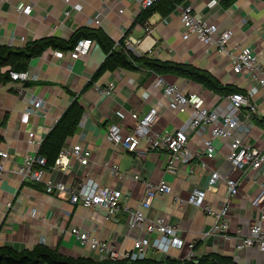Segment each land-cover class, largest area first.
Instances as JSON below:
<instances>
[{"label": "crops", "instance_id": "crops-1", "mask_svg": "<svg viewBox=\"0 0 264 264\" xmlns=\"http://www.w3.org/2000/svg\"><path fill=\"white\" fill-rule=\"evenodd\" d=\"M222 1L188 0L184 4L193 5L203 18L232 29L234 41L252 48L260 56L264 67V2L236 0L226 6ZM31 3L35 8L31 17L18 13V8ZM73 6H79L80 10L72 11L71 16L67 17L65 12ZM118 10H124V13L119 15ZM140 12L138 0H0V46L22 49L27 44L47 37L69 41L80 29H101L119 48L124 29H132ZM101 13L104 14V20L97 26L93 20ZM148 25L152 29L150 37L140 25H136L129 34L138 42L134 47L140 55L206 70L223 84L242 90L250 101L258 105L254 127L250 129L246 142L264 152V88L248 74L234 75L228 61L219 56L214 48L203 46L194 39L184 42L178 9L168 17L158 14L152 16ZM106 58L96 43L88 57L78 60H72L68 52L48 49L32 59L24 70L28 73L29 83L22 85L11 79L0 83V149L11 155L10 161L5 163L6 172L0 175V246L8 245L21 251L45 245L69 257L98 259L69 234L71 228H79L97 239L115 242L118 248L131 250L133 241L128 238L126 223L129 211L138 208L143 200L145 186L113 179L107 169L110 165H117L120 172H139L153 184L165 181L172 187L174 195L182 200H187L194 188L206 185L208 171L200 167V163L205 160L202 156L203 138L192 141L191 146L197 153L192 164L174 172L166 168L167 153L164 151L143 149L140 153H132L112 145L108 139V127L111 124L131 127L135 122L134 116H141L152 107L160 109L161 118L155 131L161 134L171 132L187 116H176L168 110L162 91L153 88L156 74L149 70L115 68L105 70L96 77ZM162 76L185 93L195 95L194 105L198 107L212 109L224 103L223 96L187 78ZM109 83H115V92L112 97L102 99L98 89ZM24 86L29 91L28 95L33 93L45 100L44 109L34 116L26 115V95L19 93ZM75 98L88 112L89 123L85 129L78 128L74 136L67 139L66 145L83 143L92 151V161L88 169L76 166L75 172L69 175L48 169L45 181L60 180L74 184L90 174L103 185L121 188L128 199L110 222L105 221L102 211L73 206L67 197L51 198L46 195L45 184L23 181L12 172L15 165H20L26 155L35 151L27 143L28 132L34 130L47 135ZM23 120L28 124H24ZM82 135L85 136L84 140L81 139ZM228 153V147L218 143L217 157L206 160L209 168L227 173ZM191 166L195 168L193 175L189 173ZM233 177L241 182L240 194L233 199L230 209L229 234L235 236L239 230H244L246 234L249 227L264 216V203L260 208H254L251 204V199L264 191V179L260 172L254 171L243 174L237 172ZM227 197L226 186L222 183L216 192L208 194L207 203L217 210ZM8 203L12 204L10 209L7 208ZM32 209L38 210L37 219L30 217ZM149 217H160L176 224L184 240L194 244L195 258L219 255L234 258L236 264H264V254L257 250L238 252L234 243H228L220 236L208 235L214 224L213 217L189 205L178 208L172 195L157 198ZM187 254L186 247L181 251H172L165 258L185 260Z\"/></svg>", "mask_w": 264, "mask_h": 264}, {"label": "built area", "instance_id": "built-area-1", "mask_svg": "<svg viewBox=\"0 0 264 264\" xmlns=\"http://www.w3.org/2000/svg\"><path fill=\"white\" fill-rule=\"evenodd\" d=\"M158 1L160 0H138V3L142 11L152 7ZM177 9L180 12L181 37L184 42L194 39L203 46L214 48L219 56L228 61L234 75L248 74L261 88H264V67L260 56L252 48L236 43L232 29L223 28L203 18L193 5L184 4ZM79 10V6H73L71 10L65 12V15L70 17L72 11L78 12ZM17 11L31 17L35 11L34 4H26L24 7L18 8ZM123 13L124 10H118L119 15ZM103 20L104 14L101 13L93 20V23L98 26ZM130 28L123 31V36L126 37L125 46L128 51L140 57L141 55L134 47L138 42L129 35L125 36ZM144 29L150 37L152 29L148 23ZM93 47V40L80 39L68 54L72 60L83 59L90 55ZM9 75L13 82H19L22 85L30 82L28 73L24 71H10ZM153 88L162 91L167 108L171 113L176 116H187V119L174 127L171 132L161 134L155 131L161 118L160 109L155 106L141 116H134L135 122L131 127L117 123L111 124L108 127L109 141L114 147L125 152L140 153L143 149L164 151L167 153L166 168L169 172H174L180 167H189L192 164L197 157L196 151L191 146L192 141L195 138H203L202 156L205 160L200 163V167L202 170L208 171L206 185L194 188L188 199L182 200L174 195L172 187L165 181L153 184L146 181L139 172H120L117 165L107 166L113 179L120 182L131 181L134 184L145 186L143 200L138 208L129 211L130 216L126 223L129 232L128 238L133 241L131 250L118 248L115 242L97 239L89 232L79 228H71L69 234L98 260H143L147 258L149 251L170 255L172 251H181L186 247L188 254L185 258L187 260L194 259V244H188L184 240L182 232L176 224L160 217L156 219L149 217L153 202L157 198L163 195H172L174 204L178 208L189 205L213 217L214 224L208 235L220 236L226 242L234 243V248L238 252L255 249L264 254V216L251 225L246 234L244 230H239L235 236L229 234L231 204L233 199L240 194L241 186L240 180L233 177L234 173L260 172L264 179V152L246 142L250 129L254 127L258 105L242 93H233L223 96L224 103L218 104L215 108L198 107L194 105L195 95L185 93L177 85L168 83L163 76L157 74ZM115 89V83H109L106 87L98 89L99 95L102 99L110 98ZM28 92L24 86L21 87L19 93L26 95L25 99L28 102L26 115L30 117L44 109L45 100L33 93L28 95ZM23 123L28 124L26 120H23ZM88 123L89 114L84 111L78 128L85 129ZM27 136L28 145L32 146L35 151L26 155L20 165H15L12 169L13 173L18 174L23 181L29 180L33 183L45 184L46 195L51 198L67 197L73 206L102 211L106 222L116 218L124 201L128 199L121 188L103 185L93 179L90 174L74 184L60 180L45 181L48 170L47 160L39 155V151L46 135L38 134L33 130L28 132ZM84 138L85 136L82 135L81 139L84 140ZM218 143L225 144L229 150L227 173H222L221 170H211L206 162V160H214L217 157ZM10 158L11 155L6 150L0 149V175L6 172L5 163L10 161ZM91 161L92 151L86 148L83 143L65 145L50 169L69 175L75 172L76 166L88 169ZM189 173L195 174L194 166H191ZM222 183L226 186L228 197L222 201L219 209L214 210L208 205L207 196L216 192ZM263 203L264 191L262 190L251 199V204L254 208H260ZM11 207L12 204L8 203L7 208ZM30 217L37 219L39 217L38 210L32 209Z\"/></svg>", "mask_w": 264, "mask_h": 264}, {"label": "trees", "instance_id": "trees-1", "mask_svg": "<svg viewBox=\"0 0 264 264\" xmlns=\"http://www.w3.org/2000/svg\"><path fill=\"white\" fill-rule=\"evenodd\" d=\"M188 0H160L152 7L142 10L132 26L145 27L152 16L158 14L161 17L170 16L179 6L184 5ZM236 0H223L222 3L232 5ZM264 2V0H262ZM128 31V36L132 30ZM124 37L119 42V48L101 29H80L71 40L65 41L58 37H47L31 44H27L22 49H13L0 46V83L8 82L10 71L23 72L29 62L42 55L46 50L71 51L80 39H91L98 44L107 58L100 70L96 73L101 75L105 70L122 68L129 71L140 69L149 70L157 75H176L195 82L205 89L220 96L233 93L244 92L232 85H225L210 72L201 70L195 66L182 63L163 62L148 55L136 57L132 55L125 46ZM7 68L5 71L4 69ZM84 113V108L78 98L64 112L55 126L46 135L40 148L39 155L46 158L47 168L50 169L59 156L61 149L66 145L68 138L73 137L78 129L79 121ZM0 264H236L232 257L219 255H206L201 258L190 260H179L175 258H164L156 260L145 258L143 260H98L93 258H73L66 256L58 250H52L45 245H38L33 249L16 250L4 245L0 246Z\"/></svg>", "mask_w": 264, "mask_h": 264}, {"label": "rangeland", "instance_id": "rangeland-1", "mask_svg": "<svg viewBox=\"0 0 264 264\" xmlns=\"http://www.w3.org/2000/svg\"><path fill=\"white\" fill-rule=\"evenodd\" d=\"M88 250V249H87ZM89 251V250H88ZM147 258H153V259H156V260H162L165 258V255L162 254V253H154L153 251L152 252H149L148 255H147Z\"/></svg>", "mask_w": 264, "mask_h": 264}, {"label": "water", "instance_id": "water-1", "mask_svg": "<svg viewBox=\"0 0 264 264\" xmlns=\"http://www.w3.org/2000/svg\"><path fill=\"white\" fill-rule=\"evenodd\" d=\"M167 258H169V257H167Z\"/></svg>", "mask_w": 264, "mask_h": 264}]
</instances>
